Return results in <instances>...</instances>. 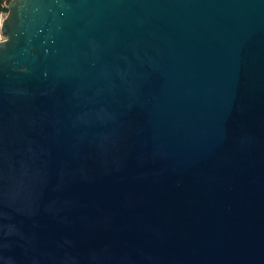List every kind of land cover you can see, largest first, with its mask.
Listing matches in <instances>:
<instances>
[{"label": "water", "instance_id": "obj_1", "mask_svg": "<svg viewBox=\"0 0 264 264\" xmlns=\"http://www.w3.org/2000/svg\"><path fill=\"white\" fill-rule=\"evenodd\" d=\"M0 264H264V0H10Z\"/></svg>", "mask_w": 264, "mask_h": 264}, {"label": "trees", "instance_id": "obj_2", "mask_svg": "<svg viewBox=\"0 0 264 264\" xmlns=\"http://www.w3.org/2000/svg\"><path fill=\"white\" fill-rule=\"evenodd\" d=\"M10 0H0V13H5L7 12V5Z\"/></svg>", "mask_w": 264, "mask_h": 264}, {"label": "rangeland", "instance_id": "obj_3", "mask_svg": "<svg viewBox=\"0 0 264 264\" xmlns=\"http://www.w3.org/2000/svg\"><path fill=\"white\" fill-rule=\"evenodd\" d=\"M4 16H5V13H0V26H1V22H2V20H3V18H4ZM4 37L1 35V33H0V39L2 40Z\"/></svg>", "mask_w": 264, "mask_h": 264}]
</instances>
